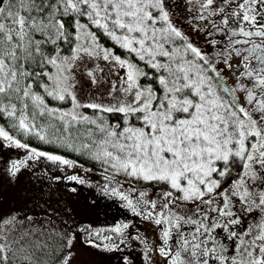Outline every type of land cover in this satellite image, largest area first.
Here are the masks:
<instances>
[{
  "label": "snow or ice",
  "instance_id": "6c2138e0",
  "mask_svg": "<svg viewBox=\"0 0 264 264\" xmlns=\"http://www.w3.org/2000/svg\"><path fill=\"white\" fill-rule=\"evenodd\" d=\"M181 3L198 6L195 14L186 8L184 21L208 48L178 26ZM98 34L127 56L103 47ZM85 55L113 65L116 103L77 99L74 70ZM87 76L98 83L94 70ZM0 118L99 163L108 181L101 191L159 229L158 247L145 242L146 259L155 251L164 264H264V215L246 227L241 219L264 214V0H0ZM0 138L25 149L27 160L74 164L4 127ZM27 160L11 162L10 180ZM117 176L140 185L137 199L111 187L122 186ZM180 206L192 215L177 214ZM30 220L0 216V264H73L74 235L62 237L57 254L30 239L38 228L13 234ZM128 227L111 229L119 243L103 236L105 250H120ZM121 264L133 262L126 255Z\"/></svg>",
  "mask_w": 264,
  "mask_h": 264
},
{
  "label": "rangeland",
  "instance_id": "374dc122",
  "mask_svg": "<svg viewBox=\"0 0 264 264\" xmlns=\"http://www.w3.org/2000/svg\"><path fill=\"white\" fill-rule=\"evenodd\" d=\"M188 7L192 8V14H194L193 10L197 7L196 4L185 5L181 3L180 7L174 9L176 13V22L192 40L196 41L200 46H203V34L193 31L184 21V16L190 15L186 12V8ZM101 45L110 48L103 44ZM97 67L103 69V72L98 71ZM90 69L95 71L98 81L96 84H93L87 76V71ZM74 71L78 82L75 92L80 103L96 102L108 104L116 103L117 98H120L119 90H117L112 96H109L112 82L118 79L116 76V70L111 63L105 62L103 59H97L85 55L77 61V67ZM121 74H123V70H121ZM102 77H106V79ZM67 107H70V105L65 106L64 108ZM83 111H85V109H83ZM27 156L28 153L25 149L16 148L14 146L8 147L6 142L0 138V216H8L9 214L14 213L19 219H23V217L29 215V213L35 212L52 216L62 222L65 221L64 219H70L68 222L74 223V228H77L76 224H78L79 221L85 223L83 216L81 215L80 206L74 200L76 193V191H72L74 188L68 183H65V180L62 181V178H54L53 183L58 186H53L46 181L40 183L35 176L31 177L32 179L28 178L27 175H30V173H33L31 175H35L42 172L45 173L46 176L49 172H46V169H43L42 165L32 166L31 161L33 159L27 160ZM19 160H27L28 166L21 169L15 180H10L6 169L10 166L12 161ZM63 166L65 167L64 176L69 177L76 175L83 179L86 184L93 187L99 188L100 185L108 183L104 178V173L95 171L84 165L74 162L71 167ZM116 180L120 179L116 178ZM120 181L122 182V186L116 184L115 180H113L111 187H124L129 184L123 180ZM119 190L122 191V189ZM93 212L94 211H91V213ZM87 216V214L84 215V218L88 219ZM78 226L82 231L89 232L86 223L82 225L79 224ZM17 227L20 231L13 233L16 236H19L20 232L29 227L38 228L39 231L32 232L30 239L38 241L41 245H47V248H45L44 251L51 249L56 253L59 252L64 232H61L60 230L58 231L57 228L51 229V226L46 225H27V222L23 225H18ZM65 233L75 235V232ZM100 233L101 238L95 237V233L91 236H86L87 242L89 243L90 239L96 240V243L102 248L101 245L105 243V240L102 239L103 236H116L111 230L100 231ZM72 250L75 252L73 264H94L95 250H89L83 246L75 244H73Z\"/></svg>",
  "mask_w": 264,
  "mask_h": 264
},
{
  "label": "flooded vegetation",
  "instance_id": "af4514ba",
  "mask_svg": "<svg viewBox=\"0 0 264 264\" xmlns=\"http://www.w3.org/2000/svg\"><path fill=\"white\" fill-rule=\"evenodd\" d=\"M198 7V6H197ZM196 8H194L193 13L195 14ZM192 29V28H191ZM203 37H204V33ZM204 39V38H203ZM202 47L208 48L209 46L205 43ZM229 83L231 80L229 79ZM32 163V161H31ZM43 167L49 169V163L46 161H41ZM28 174V178L35 176L38 182L43 183L44 181L52 184L53 186H58L53 183L54 178H62V181L65 180V183H68L76 191L75 201L80 206L81 215L83 220L88 225V231H82L78 226L79 224H85L84 222H78L76 224L77 228L73 227L74 223L68 222L70 219H64L65 221L58 220L52 216H47L45 214H39L35 212L29 213V217H32V220L27 221V225H46L51 226V229L57 228V230L64 232H75L73 244L80 245L89 250H95V262L94 264H121V259L124 256H128L133 264H164V258L159 256L155 251L147 253V256H150V260L146 259L145 252V242L152 248H156L160 245V232L156 225L152 222L143 219L140 216L134 215L130 209L124 206L126 202L122 201L118 196L112 194H105L101 191V186L93 187L86 183H77L75 181H70L67 179L68 176L39 173L35 175ZM43 181V182H42ZM122 189L121 192L129 195L133 200L137 199L138 187L136 184H128L124 187H118ZM130 189V190H129ZM228 190V189H226ZM151 191V192H150ZM149 196L156 198L153 194V191L149 190ZM91 211H94L91 213ZM176 213L179 215H192L191 206H180L175 209ZM88 215V219L84 218V215ZM91 214V215H90ZM262 214L258 209L247 214H242L241 219L246 227L249 224H255L260 221ZM120 224H128L129 227L124 230L126 243L120 246V250L117 251H108L103 247L104 244H107L108 241H105L100 247H92L87 242L86 236H91L93 233L111 230ZM187 227V226H185ZM91 234V235H90ZM142 236L144 242L140 240H133L131 237ZM115 243H119L120 237L113 236ZM62 244L64 243L63 238L61 239ZM59 252H57L58 254Z\"/></svg>",
  "mask_w": 264,
  "mask_h": 264
},
{
  "label": "trees",
  "instance_id": "16d2710c",
  "mask_svg": "<svg viewBox=\"0 0 264 264\" xmlns=\"http://www.w3.org/2000/svg\"><path fill=\"white\" fill-rule=\"evenodd\" d=\"M98 35H99V41L101 44H103L107 47H110V48H114L116 54H118V55L127 56V53H125L122 49L117 48L107 37L103 36L102 34H98ZM49 103L53 106H57L58 102L50 100ZM68 105L69 104H62L59 106L65 107ZM85 111L88 112L89 114H91V110L85 109ZM109 119L115 120V117L110 116ZM0 126L4 127L5 130L9 132L10 135L15 136V138H17V139H21L22 142H24V143H28L32 148H36L40 151H45V152H49L52 154L61 155L62 157L69 159L75 163H78L80 165H84L90 169L104 173V171L100 167L99 163L89 159L88 157L81 156L77 153L71 152L65 148H61V147L54 145V144H44L43 142L39 141L35 137L23 136L22 134L18 133L16 130H14L10 127L9 122L7 121L6 118H0ZM41 161H46L49 163V169H46L43 167V169H46V172H49V174L52 173V174H55V176L62 175V174L64 175L65 167L63 165L53 163L51 161H47L44 158H34L32 160L31 165L32 166H38V165L43 166V164L40 163ZM54 172H56V173H54ZM108 175H111V173H108ZM116 178L123 180V178L121 176H117ZM136 185L140 186L139 184H136Z\"/></svg>",
  "mask_w": 264,
  "mask_h": 264
}]
</instances>
